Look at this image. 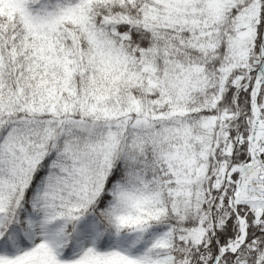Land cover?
Masks as SVG:
<instances>
[{
	"label": "snow or ice",
	"instance_id": "obj_1",
	"mask_svg": "<svg viewBox=\"0 0 264 264\" xmlns=\"http://www.w3.org/2000/svg\"><path fill=\"white\" fill-rule=\"evenodd\" d=\"M0 264H264V0H0Z\"/></svg>",
	"mask_w": 264,
	"mask_h": 264
}]
</instances>
